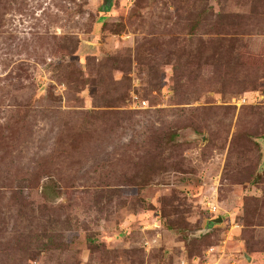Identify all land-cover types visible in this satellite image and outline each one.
<instances>
[{"label":"rangeland","instance_id":"rangeland-1","mask_svg":"<svg viewBox=\"0 0 264 264\" xmlns=\"http://www.w3.org/2000/svg\"><path fill=\"white\" fill-rule=\"evenodd\" d=\"M101 4L0 0V264H264V0Z\"/></svg>","mask_w":264,"mask_h":264},{"label":"water","instance_id":"water-1","mask_svg":"<svg viewBox=\"0 0 264 264\" xmlns=\"http://www.w3.org/2000/svg\"><path fill=\"white\" fill-rule=\"evenodd\" d=\"M112 0H102V4H101V8H103V10H107L109 7V4ZM84 43H87L88 45H92L91 42L89 41H84ZM255 141H257L260 144V151H261V163L258 166L259 169L256 171L257 173H261L262 169L264 168V135L261 137H256L254 138ZM222 218L219 214H215L210 218H207L203 224V226L198 229L196 231V235L199 236L202 233H205L207 231H209V229L214 226L217 225L221 222ZM247 259L249 260V257H247Z\"/></svg>","mask_w":264,"mask_h":264},{"label":"trees","instance_id":"trees-1","mask_svg":"<svg viewBox=\"0 0 264 264\" xmlns=\"http://www.w3.org/2000/svg\"><path fill=\"white\" fill-rule=\"evenodd\" d=\"M98 24H100V22H97V25ZM172 136H173V134H171L170 138H172ZM256 175H259V173H256ZM42 189H43V194H44L43 196H45V198H47V199H50L51 197L58 196L60 194V191L56 188V185L54 184L53 181L45 183L44 186L41 187L40 192H42ZM48 190L50 192H47Z\"/></svg>","mask_w":264,"mask_h":264}]
</instances>
